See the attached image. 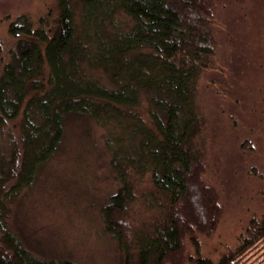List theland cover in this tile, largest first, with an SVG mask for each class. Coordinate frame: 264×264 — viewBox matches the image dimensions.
Returning <instances> with one entry per match:
<instances>
[{"label":"trees","instance_id":"1","mask_svg":"<svg viewBox=\"0 0 264 264\" xmlns=\"http://www.w3.org/2000/svg\"><path fill=\"white\" fill-rule=\"evenodd\" d=\"M55 1L53 21L43 15L35 26L21 14L7 27L17 41L0 72V129L21 119L11 152L0 149V264H82L35 255L5 218L7 202L57 151L70 114L118 128L106 146L120 186L102 213L105 231L124 252L121 264H241L264 241V213L217 262L199 253L196 238L220 214L195 142L204 125L198 81L217 46L209 0ZM121 10L133 20L128 28L115 22ZM90 68L105 72L110 85L89 76ZM143 99L146 118L139 111ZM147 174L164 195L167 214L133 237L127 210L135 180ZM187 235L194 255L184 254Z\"/></svg>","mask_w":264,"mask_h":264},{"label":"rangeland","instance_id":"2","mask_svg":"<svg viewBox=\"0 0 264 264\" xmlns=\"http://www.w3.org/2000/svg\"><path fill=\"white\" fill-rule=\"evenodd\" d=\"M209 4L217 46L198 81L204 125L195 142L204 153L203 180L216 193L220 214L217 225L198 232L196 238L199 253L217 262L239 244L249 222L264 213V0H209ZM56 13L55 0H0V72L17 41L8 34L10 21L26 14L37 26L40 17L50 14L53 21ZM115 22L121 29L133 24L122 10ZM86 72L110 85L102 70ZM146 105L143 99L139 111L144 118ZM20 119L0 129L3 151L11 152ZM64 126L63 139L50 161L39 167L32 184L7 202V227L39 257L121 264L124 252L105 231L102 213L120 186L106 146L110 133L118 128L75 114L67 117ZM134 190L126 219L133 237L167 214L166 199L149 174L135 180ZM183 243L184 254L194 255L189 235ZM240 263L264 264V241Z\"/></svg>","mask_w":264,"mask_h":264}]
</instances>
